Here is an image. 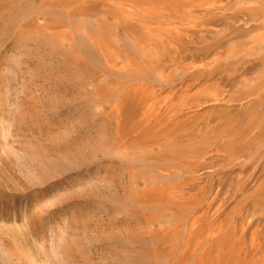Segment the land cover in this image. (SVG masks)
Here are the masks:
<instances>
[{
	"label": "rangeland",
	"instance_id": "obj_1",
	"mask_svg": "<svg viewBox=\"0 0 264 264\" xmlns=\"http://www.w3.org/2000/svg\"><path fill=\"white\" fill-rule=\"evenodd\" d=\"M62 1L0 0V264H264V0Z\"/></svg>",
	"mask_w": 264,
	"mask_h": 264
},
{
	"label": "bare ground",
	"instance_id": "obj_2",
	"mask_svg": "<svg viewBox=\"0 0 264 264\" xmlns=\"http://www.w3.org/2000/svg\"><path fill=\"white\" fill-rule=\"evenodd\" d=\"M68 1V0H67ZM62 4H60V7L63 8V12H65L66 14V17L68 18L69 21H71L73 15L75 13H81V14H84L85 16H89V17H93L95 15V12H97V9H96V6L95 5H87L85 0H82V1H79V0H69V2L67 3L66 1H62L60 2ZM3 4V3H2ZM8 8V7H7ZM7 10V9H6ZM82 10H84L86 13H84ZM3 9L0 8V26L3 24V22L5 21L3 19L4 17V13L2 12ZM6 13V12H5ZM3 14V16H2ZM80 14V15H81ZM7 15H10V14H7ZM14 14H12L13 16ZM16 15V14H15ZM6 16V15H5ZM17 16V15H16ZM7 21V20H6ZM9 21V20H8ZM12 21V20H11ZM17 21H15L16 23ZM49 24H56L55 21H51L48 20ZM98 23V22H97ZM48 24V23H47ZM10 27V26H9ZM51 27V26H49ZM11 28V27H10ZM18 28L20 29L21 27L18 26ZM18 28H16V30H18ZM4 29V28H3ZM13 29V28H12ZM12 32V31H11ZM17 33V32H16ZM15 34V33H14ZM18 34H16L17 36ZM20 35V33H19ZM14 36V35H13ZM3 37V36H2ZM20 37V36H19ZM4 38V37H3ZM2 38V39H3ZM13 41L14 40V37L12 38ZM17 39H20V38H16V41ZM63 39L64 41H67L69 43V45H72L71 44V37H70V32L67 33V34H64L63 35ZM94 44L96 45L97 47V42H96V37L94 38ZM1 40V39H0ZM93 41V40H92ZM15 43V42H14ZM68 64L64 65L62 67V75H63V78H69V77H73L74 76V73L71 74V70L73 69V67L75 68L76 67V71L78 72V76L81 78L82 80V77H89V76H94V73L93 71L89 70L88 69V66H87V63L85 61V58L79 53V54H69L68 56ZM98 131V130H97ZM123 136H120L119 139H121ZM76 148V147H75ZM81 149V148H80ZM68 151V150H67ZM68 153V152H67ZM66 153V154H67ZM146 154V153H145ZM68 157V156H67ZM70 157V156H69ZM141 191V190H140ZM144 192V191H143ZM142 193V192H141ZM122 194V193H121ZM144 195H146L145 193H143ZM141 195V194H140ZM139 200V197H142V196H137ZM124 199V198H123ZM144 200V199H142ZM144 206V205H143ZM147 238V237H146ZM130 242V241H129ZM128 242V243H129ZM144 242V241H143ZM127 243V242H126ZM137 247V246H136ZM132 248V247H131ZM139 249V248H138ZM146 249V248H145ZM142 250V249H141ZM139 253V252H138Z\"/></svg>",
	"mask_w": 264,
	"mask_h": 264
}]
</instances>
